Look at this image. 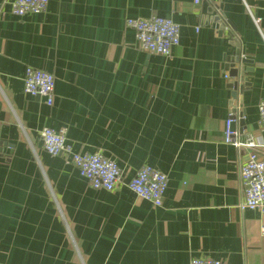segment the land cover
<instances>
[{
    "label": "crops",
    "instance_id": "obj_1",
    "mask_svg": "<svg viewBox=\"0 0 264 264\" xmlns=\"http://www.w3.org/2000/svg\"><path fill=\"white\" fill-rule=\"evenodd\" d=\"M151 16L179 27L170 58L140 51L125 26ZM233 39L251 61L235 100ZM27 67L54 76L52 105L24 92ZM262 100L264 0H48L24 17L0 0V264H264V214L238 209L248 149L223 134L233 103L240 140L264 158ZM43 128L114 160L122 183L93 190L68 156L44 152ZM145 166L167 177L161 207L125 185Z\"/></svg>",
    "mask_w": 264,
    "mask_h": 264
},
{
    "label": "built area",
    "instance_id": "obj_2",
    "mask_svg": "<svg viewBox=\"0 0 264 264\" xmlns=\"http://www.w3.org/2000/svg\"><path fill=\"white\" fill-rule=\"evenodd\" d=\"M201 1L193 0L195 5ZM47 4L48 0H9L10 12L16 17L40 14L46 10ZM125 26L134 32L135 45L144 53L170 58L173 49L179 45V27L170 19L157 16L127 19ZM54 83L52 74L32 67L25 70L24 92L44 98L47 105L53 102ZM230 108L231 115L225 120L223 128L224 143L237 149H248L246 160L240 168L243 196L238 209L256 210L264 214V158L250 137L244 142L240 140L238 123L243 117L238 115L241 111L238 112V107L233 103ZM257 111L258 125L264 128V100L258 103ZM39 136L44 152L53 157L62 154L68 156L74 169L93 190L113 192L122 183L120 169L114 160L99 152L76 153L66 139L65 129L56 132L43 128ZM167 184L165 174L148 166L141 167L125 183L136 197L148 201L153 207L162 206ZM260 234L264 237V226L260 227ZM189 264L226 263L209 258H192Z\"/></svg>",
    "mask_w": 264,
    "mask_h": 264
},
{
    "label": "water",
    "instance_id": "obj_3",
    "mask_svg": "<svg viewBox=\"0 0 264 264\" xmlns=\"http://www.w3.org/2000/svg\"><path fill=\"white\" fill-rule=\"evenodd\" d=\"M214 11L209 8L207 10V14L205 15V20L206 21H209V22H218L220 24V30H222L224 28V24L221 23L219 17L214 13ZM230 45L232 47L235 48V50L233 52H231V54L226 58V64H227V67L226 68H230L229 70V77L231 78H236L237 75H238V72H239V80L241 83H243V85H237V83H232V84H229L228 87L230 89H232V99L235 100L236 98V94H237V91L239 92V94L242 93L243 91V88L246 87L248 84H247V80L245 78V74L247 72H251V69H246L244 67L245 64H251V61H248V60H245V59H242L241 57V54H243V51L241 49H239V47L237 46V43L235 41V39H233L231 42H230ZM242 52V53H241ZM237 64H241L242 66L240 67L239 71L235 68V65ZM240 117L243 116V111L241 113L238 114ZM239 133H243L244 129H245V124H244V121L243 119H240L239 123Z\"/></svg>",
    "mask_w": 264,
    "mask_h": 264
}]
</instances>
